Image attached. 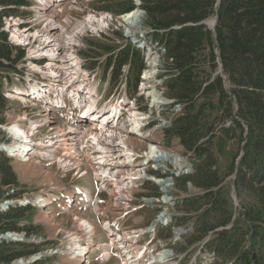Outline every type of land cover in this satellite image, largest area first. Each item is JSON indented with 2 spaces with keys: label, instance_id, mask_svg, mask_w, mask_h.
Listing matches in <instances>:
<instances>
[{
  "label": "trees",
  "instance_id": "trees-1",
  "mask_svg": "<svg viewBox=\"0 0 264 264\" xmlns=\"http://www.w3.org/2000/svg\"><path fill=\"white\" fill-rule=\"evenodd\" d=\"M105 2L114 16L135 8L130 0ZM29 6V0H0V71L25 57L22 46L8 42L2 21L25 18L20 13ZM139 6L145 38L164 56V95L182 107L164 128L166 144L176 139L191 164L175 184L197 191L176 204L182 215L172 227L184 232L179 249L198 244L210 264H264V0H141ZM211 17L214 30L205 24ZM144 54L129 44L106 58L114 79L126 65L130 95ZM1 78L0 126L11 106ZM10 162L0 152V264H15L40 248L2 238L36 233L23 225L32 208L16 202L21 193ZM4 201L14 202L4 207ZM163 235L168 238V230Z\"/></svg>",
  "mask_w": 264,
  "mask_h": 264
},
{
  "label": "rangeland",
  "instance_id": "rangeland-1",
  "mask_svg": "<svg viewBox=\"0 0 264 264\" xmlns=\"http://www.w3.org/2000/svg\"><path fill=\"white\" fill-rule=\"evenodd\" d=\"M46 5H43V0H29L30 7L25 10V18L20 17H8L2 21L3 30L8 35L9 42H19L23 40H14L13 33H19L26 37L23 41L22 47L24 48L25 57L15 64V68H7L0 71V74L4 78V85L6 91H10L8 99L11 101V110H7L3 116L4 123L0 126V147L5 149V145L13 144V136L9 131V127L13 124L20 123L23 129H28L30 125L34 126L39 124L41 126L34 133L33 138L35 141L43 142L44 139H50L57 135L59 129H62L64 133L70 131V124L64 120L61 116L50 115L46 117V109L51 111V106L47 107L46 103L38 98L37 94L43 86L52 84L54 87L63 88V80L69 76L64 75L61 72L66 60H70L71 63H76L79 66V72H83L87 67H97L96 70L99 74H102L103 66L97 64L105 59V55L111 50L120 49L130 39H126V32L130 31H143L145 35L149 30L144 26L145 12L136 6L134 10L128 13H122L120 15L106 16L104 11H107L105 6V0H45ZM141 3V2H140ZM139 3V5H140ZM56 4V6H55ZM139 15L136 27H127L122 23L123 17L129 14L136 13ZM42 13H46L43 16ZM53 17V20L62 23L63 28L51 27L49 21L45 18ZM56 16V17H55ZM92 18L93 21L88 22ZM215 17H211L208 20H213ZM209 28V26L207 25ZM54 33V36L52 34ZM38 34V35H37ZM137 34V32H136ZM43 36V37H40ZM39 38V39H38ZM43 38L50 40L52 49H57V54H52L51 57L46 56L48 54L34 53V50L38 48V45L43 42ZM70 45H69V43ZM34 49V50H33ZM110 49V50H108ZM33 50V51H32ZM84 55L83 58L82 54ZM66 54V56H65ZM158 52L152 53V56H156ZM43 55V56H42ZM68 56V57H67ZM100 58V60H98ZM156 59H152L153 62L146 66L148 75L154 76V79H149V82H145L144 86L138 90L136 97H142L138 99V104L154 111V102L166 101L164 96V90L161 83L162 76V59L160 56H156ZM72 60V61H71ZM152 64V65H151ZM54 67V68H53ZM50 69V70H49ZM55 69V70H54ZM60 69V70H57ZM56 72L59 75L54 76L51 79H46V75L49 72ZM99 78V77H98ZM100 79V78H99ZM160 82H154V81ZM76 79L71 81L69 85L63 88L64 102H69L68 93L72 90V87L76 83ZM154 82V83H153ZM43 84V85H41ZM98 90H101L103 86L102 82H99ZM5 87V86H4ZM4 93L5 90L3 89ZM79 94V93H78ZM157 94V95H156ZM67 95V96H65ZM109 96V92L106 91L103 98L106 99ZM155 96V98H154ZM158 98V99H156ZM25 101V102H24ZM154 101V102H153ZM162 114V113H161ZM53 128H58L57 130ZM145 131L144 133H146ZM151 138L153 135L146 133ZM145 135V134H143ZM142 136V135H141ZM136 138L137 136L132 135ZM139 137V136H138ZM138 146H133L139 151L146 150V144L144 138H138ZM132 146V145H131ZM170 151L178 157L185 159L186 153L182 147L177 144V141L173 139L169 144ZM16 151V150H15ZM46 152V151H45ZM152 153V152H151ZM56 158L61 156L58 150L55 153ZM26 157H30V166L33 169L32 175L27 177H20L18 171L19 161L11 157V169L16 176L18 182V190H20V201L24 204L32 206L26 221H23V225H33L36 227V233L27 237L21 234L5 235L4 238L9 241L23 242L28 244H35L39 246V252L32 254L30 257L18 260L15 264H32L38 260H43L45 264H73L68 262V256L66 255L67 244L66 236L68 232H72L76 229L79 230V223L82 220L89 221L95 228L96 239L101 243L106 241L104 234L99 230V225L95 220V212L100 209L103 211L106 204L93 207L91 204H78L79 190L80 188H86L92 192V172L89 168V164L85 161L82 165L77 167L71 166H59L58 163L47 167L50 163L46 155L35 156L28 154ZM74 162V161H73ZM72 162L69 163V166ZM75 164V163H73ZM83 170L86 175L83 178L78 179L76 172ZM146 188L137 192L136 196L144 195L146 192H154V187L151 184H147ZM197 191L190 185H187L186 191H181L175 185V191L171 192L172 197L175 198V202H179L185 196L194 194ZM42 200V202H41ZM43 200H46L43 202ZM236 199H234L235 202ZM39 203V204H37ZM40 203H45V206L41 207ZM35 207V208H34ZM42 210V211H41ZM99 211V210H98ZM174 217L182 215L174 205L173 209L168 210ZM157 214L155 211L143 210L140 211L137 216H142L143 220L134 218V223L130 221L124 223L126 226H135L140 221L143 227L148 224L151 217ZM48 218V221L45 218ZM173 217V218H174ZM126 225V226H125ZM147 226V225H146ZM172 228V227H171ZM165 229L168 235L172 236V229ZM171 231V234H170ZM164 236V235H163ZM162 239H165L164 237ZM167 247L172 249L175 254H182V261L178 264H197L195 258L198 255V244L185 247L184 250H180L179 246L183 243L181 238H176L170 242H166ZM172 243V244H171ZM157 244V243H156ZM158 246H165L158 244ZM57 251L56 254L54 252ZM95 249H91L81 261L77 264H122L119 255L115 252L112 253V258L99 263L96 260L94 254Z\"/></svg>",
  "mask_w": 264,
  "mask_h": 264
},
{
  "label": "built area",
  "instance_id": "built-area-1",
  "mask_svg": "<svg viewBox=\"0 0 264 264\" xmlns=\"http://www.w3.org/2000/svg\"><path fill=\"white\" fill-rule=\"evenodd\" d=\"M133 1L136 6H139L141 0ZM104 15L109 16V14ZM143 35V31L140 32L137 29L132 36L135 45L144 47L146 51L144 61L147 66L153 62V58L156 59L157 55L161 58H164V56L161 53V49L152 42H146ZM54 52L57 54V49H54ZM155 52H158V54L152 56V53ZM66 61L71 63L70 60ZM163 63L164 59H162V69ZM96 68H86L81 73L69 74L67 75L69 77L63 80V88L72 83L71 81L74 79L77 80L71 86L72 90L69 91L68 96L65 95L70 99L69 102H64L62 98L64 97V93H62L63 88L54 87L52 84L44 85V89L39 91L37 97L45 103L47 102V107H52L51 111L47 109L46 117L59 115L70 124L69 129L75 137L74 150L72 151V156L69 158L72 164L79 163V165H82L85 161L89 164L97 187L110 189L108 192L107 208L105 211L100 212V214H104L102 228L105 232L111 233V223L107 218L111 219L112 216L115 217L127 211L128 208L148 207L158 210L148 227L144 229L129 228L119 233V235L130 237V242L122 240L120 241L121 243L119 242L118 247H115L118 251L121 250V253H119L121 258L120 263L176 264L181 257L175 254L172 249L161 246L159 252H155L154 254H150V252L152 251L151 242L154 239L153 229L157 225L168 227L173 217V214L168 212L170 208L173 209L175 202V198L172 197L171 192L175 191V179L181 172L176 171L171 163L172 159L176 157V159L181 160L185 166L184 170L189 168L187 159H182L173 154L169 150L170 148L166 146L162 137L163 128L168 125L174 115L181 111L182 107L173 104L172 100L166 99L164 101L163 99L162 101V97H160L161 101L158 100L157 103L153 101L152 106L155 109L152 112L150 109H146V107L138 104L137 99L124 101L121 98L124 85L120 79L113 80L111 78L112 67L103 70L102 74H99ZM58 73L51 71L46 75V79H50L51 82L54 76L59 75ZM148 73L146 69L142 71L140 75V89L144 86L145 82H149V79H154L153 74L150 76ZM98 77H101L103 83L100 92L97 90L99 87ZM162 80L161 78V82ZM92 87L95 88L94 92L91 91ZM77 89L80 91L77 92ZM106 91L109 92V96L104 99L103 95ZM92 99L95 101L93 105L91 103ZM167 105H171V107L168 109L166 108ZM70 111L73 112L69 113ZM32 128L35 129L36 127ZM133 128H136V130L133 131ZM35 131L36 129L32 132L35 133ZM70 131H67L65 134ZM145 131L154 137L152 142L147 144L145 151L136 153L132 147L126 146L125 140L128 139L129 135L137 136ZM33 135L30 136L32 144H34V146H31V151L37 152V149H42L41 151L44 154L45 150L47 151L53 147L51 145L52 141L44 139L43 142H38L34 140ZM26 144L28 145V143ZM36 144H40V146ZM58 150L63 155L62 150L60 148ZM151 152H153L152 157L150 156ZM151 170L155 172L153 175H150ZM163 181H166L169 185L166 191L161 186ZM144 182L152 183L155 188L154 192L148 195L136 196L137 192L142 189ZM165 197L171 199L172 204L164 203ZM3 204L6 207L7 202ZM171 229L173 233L171 240L180 238V228L172 227ZM79 231V235L82 238L79 248H87V235L85 231L81 229ZM113 240L115 238H112L111 241ZM136 246L139 247L138 253L135 254L136 251H133L130 256H126L127 250H131ZM80 251L85 252L84 249ZM167 253L168 255H166Z\"/></svg>",
  "mask_w": 264,
  "mask_h": 264
},
{
  "label": "bare ground",
  "instance_id": "bare-ground-1",
  "mask_svg": "<svg viewBox=\"0 0 264 264\" xmlns=\"http://www.w3.org/2000/svg\"><path fill=\"white\" fill-rule=\"evenodd\" d=\"M57 1H60V0H57ZM43 5L44 6L46 5L45 0H43ZM55 6H56V4H55ZM42 14H43V16H45L46 13H42ZM46 19L49 21V25L51 27H55V29L58 28V27L63 28L62 27V23L59 22V21L53 20L54 19L53 17L49 16L48 18H45V20ZM138 19H139V15L136 12V13L129 14V15H126L125 17H123L122 23L124 25H126L127 27L135 28ZM90 21H93L92 18H90L88 20V22H90ZM128 33L129 32H126L127 35L132 36L135 33V31H132V32L130 31V33L129 34ZM52 36H54V33L52 34ZM40 37H43V36H40ZM12 38H14V40H23V41L26 40V37L21 35V34H19V33H13V37ZM68 43H69V41H68ZM52 47L53 46L51 45L50 40H47L46 38L45 39L43 38V42H41V44L38 45V48H36L35 50L33 49L34 52L32 54L38 53V52L41 51L42 53L44 52L45 54H48L46 56H50L51 57L52 54H55L54 50L52 49ZM65 56H66V54H65ZM65 63H69V61H65ZM57 70H60V69H57ZM78 70H79V66L77 64L69 63L67 65L66 64L63 65V67L61 69V72L60 71L59 72L64 74V75H69V74L72 75V74L78 73L79 72ZM93 90H94V87H92L91 91H93ZM154 98H155V96H154ZM156 99H158V98H156ZM94 102H95L94 99H92V101H91L92 105L94 104ZM89 107H91V106L89 105ZM69 113H71V112H69ZM133 117L135 118V116H133ZM31 126L32 125H30L28 127V129L26 130V129H23L21 127L20 123L16 122V124H13L11 127H9V131L12 134L14 140H13V144L12 145H8V146L6 145L5 146V149L10 154H12L15 157L16 160L19 161L20 165H19L18 169H16V171H18L20 177H22V178L23 177H27L28 175L31 176L32 172H33V169L30 166V163H23V162H27V161L29 162L30 157H26V156L28 154L35 155V156H40V155L43 154V152L41 151L42 149L41 150L37 149V152L36 151L35 152L31 151V146H34V144H32V140H31L30 136L33 135L32 131L35 130L33 128L31 129ZM36 126L37 125H35V127ZM40 127L41 126H39V125L37 126V128H40ZM53 129H55V128H53ZM57 129L58 128H56L55 130H57ZM135 130H136V128H133V131H135ZM72 134L73 133L71 131L68 132L67 134H65L62 129H59L58 132H57V135H55L54 137L48 139V141H52L51 145L53 147L50 148L47 151L45 150L46 152H44V155H46L47 159L50 161V163H48L46 165L47 167L52 166V165H54L56 163H58L59 166H65V167L69 166V163L71 162L69 160V158L72 156V151L74 150V145H75L74 144L75 143V137ZM26 143H28V145ZM125 144H126V146H129V147H132V148L136 149L135 147L138 146L139 141H138V138H134V137L129 135L128 139L125 140ZM36 145L40 146V144H36ZM133 146H135V147H133ZM59 148L62 150L63 155H61L58 158H56L55 153H57ZM136 150H138V149H136ZM14 151H15V153L13 154ZM152 155H153V152L150 154V156L152 157ZM171 163L175 167L177 172L178 171L182 172L184 170V168H185L184 163H182L181 160L176 159V157H174L172 159ZM78 165H79V163L72 164L71 166L77 167ZM85 175H86V172H83V174H82V176L80 178H83ZM166 181H163V183L161 184V186L163 187L164 191L168 190V188H169V185L167 184L168 181L167 182ZM81 189H83L85 195L87 196L88 195L87 194L88 190L86 188H81ZM44 201H46V200H43V202ZM164 203L172 204L171 199H169L168 197L164 198ZM45 220L48 221V218L46 217ZM80 224H81V226H78L79 230L81 229L82 231H85V233L89 234V235L94 233V227L89 221L82 220V222ZM79 230L76 229V230H74L72 232H68V234L66 236V243H67V247H68V249H67L68 252H66L67 253L66 255L68 256V262L70 261L73 264H77V262L81 261L83 259V257H85L87 255L86 251H89V248H88V250L86 248H81V247L79 248V243H80V240L82 239L81 236L79 235L80 234ZM114 238H115V240L112 241V245L116 244V245H113L116 248L118 247L119 242L122 241V240L130 242L129 241L130 237H128V236L117 235ZM101 247H104V246H101ZM83 249L85 250V252H81L80 251V250H83ZM138 250H139L138 246L134 247L131 250H127L126 256L127 255L130 256V254H132L133 251H136L135 254H137ZM120 251H118L117 253L118 254L121 253ZM107 255H108L107 259L112 258V253H108ZM163 255H165V254H163ZM166 255H168V253ZM124 264H138V263H124ZM147 264H153V263H147ZM160 264H162V263H160ZM163 264H171V263H163Z\"/></svg>",
  "mask_w": 264,
  "mask_h": 264
},
{
  "label": "water",
  "instance_id": "water-1",
  "mask_svg": "<svg viewBox=\"0 0 264 264\" xmlns=\"http://www.w3.org/2000/svg\"><path fill=\"white\" fill-rule=\"evenodd\" d=\"M216 22H217V21H216V18H215V19H213V20H207V21L205 22V24L208 25L210 29L214 30L215 25H216Z\"/></svg>",
  "mask_w": 264,
  "mask_h": 264
}]
</instances>
